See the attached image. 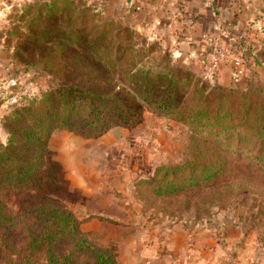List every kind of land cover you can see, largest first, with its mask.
<instances>
[{"label":"trees","instance_id":"obj_1","mask_svg":"<svg viewBox=\"0 0 264 264\" xmlns=\"http://www.w3.org/2000/svg\"><path fill=\"white\" fill-rule=\"evenodd\" d=\"M94 10L80 12L81 30L67 11L69 24L49 16L25 27L30 43L53 45L25 67L34 70L42 62L34 72L49 77L50 85L2 121L8 136L0 145V192L24 199L14 213L0 197V264H118L115 254L80 233L82 222L62 202L45 193L47 152L57 130L97 139L115 127H134L141 107L193 129L185 160L162 165L138 183L151 207L160 202L168 212V204L178 203L202 219L236 194L264 195V98L212 89L216 83L173 65L168 50L134 28L96 24L89 14ZM142 43L161 51L159 62ZM150 58L154 62L146 63Z\"/></svg>","mask_w":264,"mask_h":264},{"label":"rangeland","instance_id":"obj_2","mask_svg":"<svg viewBox=\"0 0 264 264\" xmlns=\"http://www.w3.org/2000/svg\"><path fill=\"white\" fill-rule=\"evenodd\" d=\"M1 1L0 53H7L11 60L9 66L3 68L5 74L0 80L2 83L0 84V116L3 115L0 121V145H3L8 136L3 128L4 117L15 105L26 98L41 95L48 90L50 85L49 77L34 72L36 69L44 67L42 62L38 67L32 68L34 70H25V67L36 59L37 53H50L53 47V45L46 44L39 47L35 43L27 41L29 33L25 28L27 22L32 18L44 20L52 16V18H58L60 24H69L67 18L64 17V13L67 11L70 17L74 15L75 20L78 18L77 22L72 19L71 25L74 26L75 21L78 25L77 29L81 30L83 21L79 17L80 12L90 9V7L94 10L96 6L92 0ZM89 14L95 19L96 24H112L115 30L131 28L125 23L108 19L106 9L100 8V10L91 11ZM86 29L89 30L90 26L88 25ZM51 35L47 34V41L51 39ZM141 40V37H136L134 42L135 44L141 43ZM142 44V48L144 47L148 53H156L153 58L159 62L161 55L157 53H161V51L158 49L149 51L145 43ZM163 49L167 51V49ZM56 52L59 53L57 49ZM69 52L77 53L74 48H71ZM141 52L144 53V51ZM149 61L154 62L150 58L146 63ZM172 64L180 65L175 61ZM261 68H264V65H260L259 69ZM188 70L193 73L190 69ZM231 81L225 86H221L218 81L216 83L218 88H212L211 85L210 87L221 89L225 93L237 89L243 93H253L264 98V70H248L243 78ZM2 105L4 108H1ZM116 128L125 129V134L117 135L113 137V140L102 145H99L101 141L99 138L87 139L64 130H57L49 142L47 152L49 166L45 170L44 180L45 193L62 202L66 207L65 210L71 212L78 221L82 222L80 226L82 235L115 254L118 264H120L118 242L129 234L130 227L136 223L142 224L143 219L140 215H143L144 218L155 219L161 224L167 219L169 222L166 225H170L172 222L183 220L198 224L208 221L218 214L238 213L241 218L252 224L257 241L258 256L264 259V195L259 196L250 192L236 194L229 197L222 206L213 207L209 215L201 216L203 218L198 219L200 214L197 211L192 209L184 212L185 208L179 209L183 205L178 206V203L168 204V212L161 209L163 206L160 202L151 207L150 203L146 202L139 193L138 183L141 180L151 179L158 167L178 164L187 158L193 129L168 117L160 116L146 107H141L139 122L134 127H115L114 129ZM63 143L69 145L65 150H62ZM78 144L81 145L80 152L75 153L74 146ZM63 151L67 154L63 155ZM72 155L76 156L73 162H71ZM93 164L95 171L92 169ZM98 170L101 172H97ZM103 173L107 178L105 186L112 188L117 186L116 183L122 182L123 178L129 177L131 196L125 195L115 188L113 196L117 200L114 199V203H111L112 195L109 193L111 191L106 192L105 190L104 195L107 196V199L101 200L88 196L89 192L93 193L94 191L84 192L68 188L70 185L68 177L95 179V177L100 178L101 175L103 177ZM95 191L98 190L95 189ZM0 197L6 204L7 211L14 213L18 210L13 209L16 207L17 200L24 199V196L15 197L12 193L3 191L0 192ZM130 223L131 226L126 225H130Z\"/></svg>","mask_w":264,"mask_h":264},{"label":"crops","instance_id":"obj_3","mask_svg":"<svg viewBox=\"0 0 264 264\" xmlns=\"http://www.w3.org/2000/svg\"><path fill=\"white\" fill-rule=\"evenodd\" d=\"M102 2L108 19L130 25L152 41H157L172 54L175 62L181 63L197 76H206L203 62L208 61L214 53V44L210 39L222 48L231 50L227 60L219 64L216 81L213 83L219 81L221 86H225L232 82L235 70L233 61L237 55L244 56L246 72L264 70L259 69L253 59L257 50L264 56V0ZM136 6H140L141 10L135 11ZM241 47L243 53H238V48ZM10 62L7 53H0V78L4 77L3 68L9 66ZM1 108H4V105ZM2 118L3 115L0 116V121ZM125 132V129L116 128L99 138V145L108 143L113 137L124 135ZM78 145L74 146L75 153L80 152L81 145ZM67 146L69 145H62V150ZM63 153L67 154L65 151ZM75 157L72 155L71 162ZM92 167L95 171L94 164ZM99 171L101 172H97ZM105 179L107 178L104 173L103 177L101 175L95 179H75L71 176L68 177V188L84 192L94 191L89 192L88 196L101 200L107 199L105 190L111 191V203H114V199L117 200L113 196L115 188L131 196L129 177L116 183L114 188L106 187ZM140 217L143 219L142 224L136 223L130 227L129 234L118 242L120 264H264V259L257 253L252 224L241 218L238 213L218 214L198 224L183 220L166 225L169 222L167 219L161 224L150 217Z\"/></svg>","mask_w":264,"mask_h":264},{"label":"built area","instance_id":"obj_4","mask_svg":"<svg viewBox=\"0 0 264 264\" xmlns=\"http://www.w3.org/2000/svg\"><path fill=\"white\" fill-rule=\"evenodd\" d=\"M92 2L95 4V6L102 5V0H92ZM141 7L136 6L135 11H140ZM158 26V24H156ZM206 39H209L208 36H205ZM210 42H213L214 44V53L211 55V58L208 61H204L203 64L206 67V76L205 79H208L212 82L216 81V74L217 69L219 67V64L221 62H225L227 58L232 53L231 50L222 48L221 46L217 45L214 40L210 39ZM259 46H257V49ZM238 53H243V48H238ZM254 62L258 64V66L264 65V56L261 55L260 50H257L255 52V55L253 56ZM234 64V73L232 75L233 80L237 81L241 78H243L246 74L245 71V58L243 55H237L233 61ZM230 264H236V263H230Z\"/></svg>","mask_w":264,"mask_h":264},{"label":"water","instance_id":"obj_5","mask_svg":"<svg viewBox=\"0 0 264 264\" xmlns=\"http://www.w3.org/2000/svg\"><path fill=\"white\" fill-rule=\"evenodd\" d=\"M1 78H2V77H1ZM1 78H0V80H2Z\"/></svg>","mask_w":264,"mask_h":264}]
</instances>
